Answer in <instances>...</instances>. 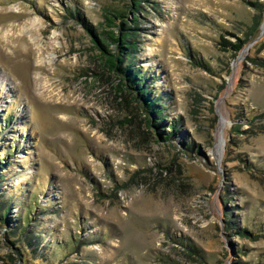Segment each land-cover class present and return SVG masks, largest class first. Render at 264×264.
Instances as JSON below:
<instances>
[{
  "label": "rangeland",
  "instance_id": "rangeland-1",
  "mask_svg": "<svg viewBox=\"0 0 264 264\" xmlns=\"http://www.w3.org/2000/svg\"><path fill=\"white\" fill-rule=\"evenodd\" d=\"M131 1L0 0V264H264V0ZM71 8L126 9L175 136Z\"/></svg>",
  "mask_w": 264,
  "mask_h": 264
},
{
  "label": "trees",
  "instance_id": "trees-1",
  "mask_svg": "<svg viewBox=\"0 0 264 264\" xmlns=\"http://www.w3.org/2000/svg\"><path fill=\"white\" fill-rule=\"evenodd\" d=\"M140 0H132L127 9L133 15V22L138 21ZM68 13L81 21L90 32L93 45L99 53L105 66L110 72L118 74L119 82L113 87L117 93H131L133 99L136 100L144 110L148 127H153L156 130L158 137L162 141H166L177 133V125L175 121L167 124L168 130L164 132L161 100L157 98L152 87L147 82V76L143 74L140 66L135 60L134 52L136 44L134 41H129L134 37L135 27L128 26L125 23L126 9H114L106 11L104 14L105 27L96 29L86 23L83 16L75 8L67 9ZM223 45H229L235 51L241 49L243 41L240 39L235 44H231L225 38H222ZM111 46V48H110ZM113 47V48H112ZM124 95H122L123 97ZM125 100V98H124ZM11 150H4V158L0 157V167L6 156H9ZM9 209L7 206L0 204V222L7 224L9 222Z\"/></svg>",
  "mask_w": 264,
  "mask_h": 264
},
{
  "label": "bare ground",
  "instance_id": "bare-ground-1",
  "mask_svg": "<svg viewBox=\"0 0 264 264\" xmlns=\"http://www.w3.org/2000/svg\"><path fill=\"white\" fill-rule=\"evenodd\" d=\"M21 25V24H20ZM36 26V20L35 19H33V20H26L25 22H24V24H22V29H27L28 27H35ZM24 31V30H23ZM10 35H9V33H7V32H5L4 33V35L2 36L3 38H5V39H8V37H9ZM11 38V37H10ZM14 39V38H13ZM9 40V39H8ZM10 42H12V40H9ZM9 41H8V43H9ZM7 44V43H6ZM36 44V43H35ZM10 45V44H9ZM41 48V47H40ZM39 51H42V48L41 49H39L38 50V53L40 54V52ZM44 51V50H43Z\"/></svg>",
  "mask_w": 264,
  "mask_h": 264
},
{
  "label": "water",
  "instance_id": "water-1",
  "mask_svg": "<svg viewBox=\"0 0 264 264\" xmlns=\"http://www.w3.org/2000/svg\"><path fill=\"white\" fill-rule=\"evenodd\" d=\"M133 101L137 104L138 108L141 110L142 114L146 117L145 113H144V110L142 109L141 105L133 99ZM146 119V118H145Z\"/></svg>",
  "mask_w": 264,
  "mask_h": 264
}]
</instances>
